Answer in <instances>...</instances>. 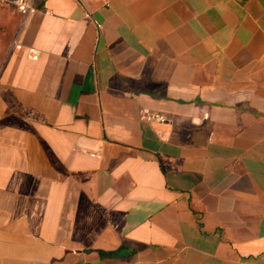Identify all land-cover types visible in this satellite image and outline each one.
Masks as SVG:
<instances>
[{
	"label": "crops",
	"instance_id": "crops-1",
	"mask_svg": "<svg viewBox=\"0 0 264 264\" xmlns=\"http://www.w3.org/2000/svg\"><path fill=\"white\" fill-rule=\"evenodd\" d=\"M10 4L0 264H264V0Z\"/></svg>",
	"mask_w": 264,
	"mask_h": 264
},
{
	"label": "rangeland",
	"instance_id": "rangeland-1",
	"mask_svg": "<svg viewBox=\"0 0 264 264\" xmlns=\"http://www.w3.org/2000/svg\"><path fill=\"white\" fill-rule=\"evenodd\" d=\"M17 15L12 4L0 1V55L13 44Z\"/></svg>",
	"mask_w": 264,
	"mask_h": 264
},
{
	"label": "built area",
	"instance_id": "built-area-1",
	"mask_svg": "<svg viewBox=\"0 0 264 264\" xmlns=\"http://www.w3.org/2000/svg\"><path fill=\"white\" fill-rule=\"evenodd\" d=\"M0 1H7L10 3H13L15 5V7L18 9V11L22 14L28 13L34 5L33 0H0ZM47 12H49V11H47ZM84 15L87 17L90 16V11L88 9H85ZM98 25H100V24H98ZM15 46L17 48H20L22 46V43L16 42ZM27 50H28V54L30 55V57L36 58L38 56L39 51L36 47L29 46L27 48ZM141 117L145 120H148V121L163 122L166 120V115L164 112H162L160 110H152L149 108H143L142 109ZM91 154L98 155V153H96V152H91Z\"/></svg>",
	"mask_w": 264,
	"mask_h": 264
}]
</instances>
